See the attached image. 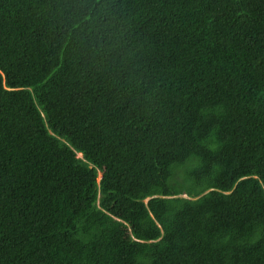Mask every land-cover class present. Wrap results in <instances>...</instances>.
Instances as JSON below:
<instances>
[{"label": "trees", "instance_id": "obj_1", "mask_svg": "<svg viewBox=\"0 0 264 264\" xmlns=\"http://www.w3.org/2000/svg\"><path fill=\"white\" fill-rule=\"evenodd\" d=\"M0 264H264V0H0Z\"/></svg>", "mask_w": 264, "mask_h": 264}]
</instances>
